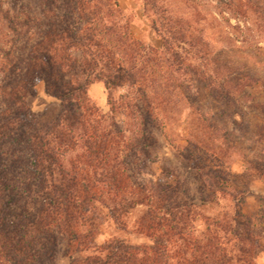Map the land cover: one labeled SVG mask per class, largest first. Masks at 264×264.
Segmentation results:
<instances>
[{
	"label": "trees",
	"instance_id": "obj_1",
	"mask_svg": "<svg viewBox=\"0 0 264 264\" xmlns=\"http://www.w3.org/2000/svg\"><path fill=\"white\" fill-rule=\"evenodd\" d=\"M158 1L142 0L143 8L155 9L150 27L178 72L183 59ZM149 54L157 51L129 36L115 0H0V264H56L59 256L70 264H255L260 233L234 203L239 194L228 192L230 209L210 217L200 211L213 202L211 185L195 202L179 200L176 185L131 184L124 158L144 154ZM94 81L132 93L117 105L137 115L131 138L87 97ZM38 82L59 100L48 121L30 107ZM137 205L145 206L135 228L144 241L95 244L99 225L125 229L122 217ZM196 215L204 228L194 234Z\"/></svg>",
	"mask_w": 264,
	"mask_h": 264
},
{
	"label": "rangeland",
	"instance_id": "obj_2",
	"mask_svg": "<svg viewBox=\"0 0 264 264\" xmlns=\"http://www.w3.org/2000/svg\"><path fill=\"white\" fill-rule=\"evenodd\" d=\"M134 1L127 9L118 6L123 22L131 38L157 55H147L144 89L151 116L144 154L124 158L130 182L176 185L179 200L188 196L195 202L199 189L211 185L213 202L200 211L210 217L230 209L228 192L239 194L234 203L260 233L254 262L264 264V0H159L157 15L174 33L183 59L178 72L162 59L161 40L150 27L155 9L144 10L142 0ZM73 55L80 56L77 51ZM35 91L30 99L34 114L41 121L55 117L59 100L45 92L42 82ZM128 93L132 95L126 86L106 90L102 81L87 89L99 113L107 123L114 122L124 138H131L137 126V115L117 108ZM206 191L203 188L204 195ZM144 208L137 205L122 217L123 230L110 222L99 225L95 244L112 237L144 241L135 232ZM201 216L188 221L194 234L204 228ZM56 264H70L69 258L59 256Z\"/></svg>",
	"mask_w": 264,
	"mask_h": 264
},
{
	"label": "crops",
	"instance_id": "obj_3",
	"mask_svg": "<svg viewBox=\"0 0 264 264\" xmlns=\"http://www.w3.org/2000/svg\"><path fill=\"white\" fill-rule=\"evenodd\" d=\"M115 2L121 9H127L131 5H135L134 0H115Z\"/></svg>",
	"mask_w": 264,
	"mask_h": 264
}]
</instances>
